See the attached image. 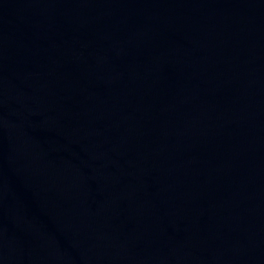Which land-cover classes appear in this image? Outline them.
<instances>
[{"label": "water", "instance_id": "95a60500", "mask_svg": "<svg viewBox=\"0 0 264 264\" xmlns=\"http://www.w3.org/2000/svg\"><path fill=\"white\" fill-rule=\"evenodd\" d=\"M0 264H264V0H0Z\"/></svg>", "mask_w": 264, "mask_h": 264}]
</instances>
